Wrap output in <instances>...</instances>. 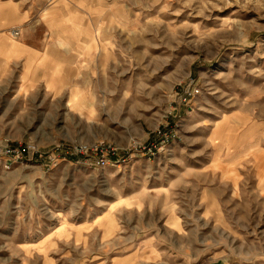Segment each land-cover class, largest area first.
<instances>
[{"label": "rangeland", "instance_id": "rangeland-1", "mask_svg": "<svg viewBox=\"0 0 264 264\" xmlns=\"http://www.w3.org/2000/svg\"><path fill=\"white\" fill-rule=\"evenodd\" d=\"M0 31L84 40L68 103L0 64V140L29 151L0 167V264H264V0H0ZM167 125L153 158L52 160Z\"/></svg>", "mask_w": 264, "mask_h": 264}, {"label": "crops", "instance_id": "crops-1", "mask_svg": "<svg viewBox=\"0 0 264 264\" xmlns=\"http://www.w3.org/2000/svg\"><path fill=\"white\" fill-rule=\"evenodd\" d=\"M1 32L0 64L6 59L10 65L20 68L17 71L20 80L18 94H34L41 89L52 101L66 96L64 101L68 103L69 80L78 78V74H74L75 71L69 72V61L78 56L77 48L82 46L84 40L40 38L8 41ZM39 60L45 61L44 66L35 65ZM15 72L14 70L13 73ZM0 77H3L1 71ZM177 111L181 114L182 106H179ZM189 111L191 106L187 108V112Z\"/></svg>", "mask_w": 264, "mask_h": 264}, {"label": "built area", "instance_id": "built-area-1", "mask_svg": "<svg viewBox=\"0 0 264 264\" xmlns=\"http://www.w3.org/2000/svg\"><path fill=\"white\" fill-rule=\"evenodd\" d=\"M14 37H19L21 31L15 29L12 32ZM200 89L193 84H189L187 88L183 89L182 93L177 96L178 104L189 105V103L197 96ZM157 131L156 136L153 138L152 143L149 145L137 143L133 148L123 151L124 158L120 160L119 156L123 150L122 147L116 143L98 142L92 145L77 144L68 149L67 152H59L55 150L53 154V161L60 160L64 157L66 159L70 155H82L88 157L91 164L96 167L117 166L121 167L124 163L131 162L132 160L146 156L149 158L156 157L163 150L176 140V128L167 125ZM29 155L27 147L22 145H14L10 139L0 140V167L5 170H11L14 165L26 162ZM63 156V157H62Z\"/></svg>", "mask_w": 264, "mask_h": 264}]
</instances>
